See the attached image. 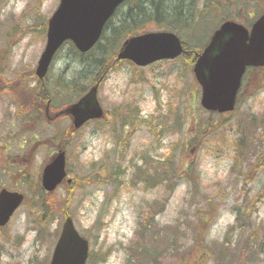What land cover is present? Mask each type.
Wrapping results in <instances>:
<instances>
[{"label": "rangeland", "instance_id": "obj_1", "mask_svg": "<svg viewBox=\"0 0 264 264\" xmlns=\"http://www.w3.org/2000/svg\"><path fill=\"white\" fill-rule=\"evenodd\" d=\"M59 2L0 0V190L14 188L27 197L8 225L0 227V264H49L64 211L90 239L98 255L95 264H143L135 241L153 251L152 264H181V256L185 264H264V82L248 91L250 73L238 110L223 115L203 111L201 89L182 58L136 72L130 64L119 68L108 58L106 76L111 73L98 97L114 116L76 133L68 116L45 123L36 98L24 103L17 91L8 94L7 86L37 85L29 73L45 48L44 26ZM218 4L213 11L198 10L206 17L189 30L196 42H204L226 16L241 14L247 22L264 10V0ZM82 60L87 58L80 59L70 44L55 57L46 81L55 87L73 80L74 85L70 90L52 88L53 104L66 107L75 101L74 89L87 71ZM258 75L264 76V69ZM7 79L14 81L8 84ZM65 134L67 168L75 183L64 182L50 194L56 216L38 237L41 173L66 141ZM141 162L144 171L135 176ZM201 215L213 219L207 229L198 230ZM145 222L151 223L148 236L139 228ZM171 233L178 241L177 256L169 254ZM223 243L229 248L221 253Z\"/></svg>", "mask_w": 264, "mask_h": 264}, {"label": "water", "instance_id": "obj_2", "mask_svg": "<svg viewBox=\"0 0 264 264\" xmlns=\"http://www.w3.org/2000/svg\"><path fill=\"white\" fill-rule=\"evenodd\" d=\"M125 0H61L49 20L48 41L39 61L37 74L44 79L61 45L71 40L87 52L100 39L108 20ZM184 52L180 38L173 32L155 31L134 36L125 42L120 59L146 66L160 59L175 58ZM264 65V15L252 32L233 21L218 29L194 66L203 88L202 105L207 110L227 112L235 107L236 97L247 66ZM67 112L80 127L91 118L103 116L97 86ZM66 155L61 151L44 170L43 185L53 191L66 176ZM71 180H69L70 182ZM24 199L23 194L6 189L0 193V225H6ZM89 243L76 230L72 218L64 223L51 264H86Z\"/></svg>", "mask_w": 264, "mask_h": 264}, {"label": "trees", "instance_id": "obj_3", "mask_svg": "<svg viewBox=\"0 0 264 264\" xmlns=\"http://www.w3.org/2000/svg\"><path fill=\"white\" fill-rule=\"evenodd\" d=\"M202 3V4H201ZM219 0H127L126 4H129L127 10L124 12H120L121 8L116 12L115 16L117 17L116 24H113V18L107 23L106 28L103 32V35L100 41L96 44L93 50H99L97 55H88V53H81L72 42L70 44L75 51L76 55L82 60L87 71L83 72V75L80 77V85L77 86L74 90L77 92L76 96H81L85 94L89 88L94 86L101 78L104 77L106 73V62L109 58L111 61L117 62L116 56L118 51L121 49L124 41L130 37V35L143 33L148 30H172L175 31L184 41V46L186 50V54L182 56L185 60L186 65L189 64V67L192 69L195 61L197 60L196 54L201 52V48L204 47L205 43L196 42L194 39L192 32H189L190 29L196 28L201 22H204L205 19L199 17L198 19V10L201 12L213 11L219 6ZM114 16V17H115ZM206 17V16H205ZM198 19V20H197ZM200 44V45H198ZM90 57V58H89ZM94 73V74H93ZM82 74V73H81ZM48 78V77H47ZM90 81L81 85L82 81ZM20 81V80H19ZM73 80L66 84L63 81H59L56 83L59 91L62 90H70V86L74 85ZM21 83L11 85V89L13 91H17L19 94L23 96L21 99L24 103H27L32 96V98H36L37 104L43 105L46 107L47 101L51 97L52 88L55 89L54 86L49 85V81H46L45 84L39 79L36 86L22 87ZM49 89V90H48ZM134 124V123H133ZM155 132V130H154ZM222 140L227 143L228 139L225 136H221ZM254 141L251 139L250 145L253 144ZM233 144L236 145L234 148L238 149L239 141L234 139ZM243 157V156H242ZM158 163H163L158 161ZM165 164V162H164ZM137 171L135 176L144 171L143 166H137ZM242 173V170L240 171ZM175 174V172H174ZM180 175H182L180 173ZM115 182L119 183L117 178L115 177ZM39 211H42L40 216L35 220L37 223V227L35 228L39 236L47 230V226L56 216V212L53 211V205L51 202V195L46 192H41L40 198H38L37 203ZM215 208L214 205L211 207ZM210 209V210H211ZM68 215V211H64V216ZM213 219L206 218L204 215H201L197 223V228L199 229H207L209 227L210 221ZM40 220V221H39ZM151 227L150 222L140 223L139 228L144 232V236H148L149 229ZM45 237L43 236V240ZM168 250L169 254H175L176 256L179 254L177 252L179 250L178 241L174 239L172 233L168 235ZM229 243V241H226ZM135 245L140 248V253L138 260L142 261L143 264H152L155 263L153 251L149 250L148 252L143 249V245L140 241H135ZM222 249H219L220 252L226 251L227 246L224 243L221 245ZM175 253H173V251ZM203 252H206L203 250ZM186 253V252H185ZM181 255V254H180ZM97 253L92 252L91 254V263L95 264L98 260ZM184 259L181 256V264H185ZM105 261V257L101 259ZM132 263L133 260H130ZM201 264H209L207 261H203ZM219 264V262L217 263Z\"/></svg>", "mask_w": 264, "mask_h": 264}, {"label": "flooded vegetation", "instance_id": "obj_4", "mask_svg": "<svg viewBox=\"0 0 264 264\" xmlns=\"http://www.w3.org/2000/svg\"><path fill=\"white\" fill-rule=\"evenodd\" d=\"M131 64V63H130ZM122 65V64H121ZM120 65V66H121ZM120 68V67H119ZM263 68L264 67H251V68H249L248 69V71L247 72H249V73H251L250 75H251V77H253V79H251L250 81V83L248 84V88H247V90L248 91H250V90H256L258 87H259V85H261L263 82H264V76L262 75H258L259 73H260V71H262L263 70ZM250 75H249V77H250ZM245 86H246V83H244V88H245ZM240 95L241 94H239V99H240ZM53 104H52V99H49L48 100V102H47V105H46V107H45V109H46V117H47V120L49 121V122H51V123H53L54 121H57V118L60 116V115H64L65 113H62V111H60V112H58V113H54V115L52 116L51 114H50V106H52ZM103 106V105H102ZM53 107H55V106H53ZM104 108V107H103ZM104 110H105V108H104ZM107 113V111L105 110V114ZM68 117H71V116H69L68 115ZM93 122H95V120H90V121H88V122H86L81 128H83V127H88L90 124H92ZM80 128V129H81ZM69 145V144H68ZM68 145H66V146H64V148H68ZM61 146H58V147H56L55 148V151L54 152H56V151H59L61 148H63V146L60 148ZM68 170V169H67ZM68 172V171H67ZM69 177H70V174H69ZM41 180H42V174H41ZM3 189V188H2ZM9 189H10V187H9ZM11 191H21V190H15L14 188H11ZM22 192V191H21Z\"/></svg>", "mask_w": 264, "mask_h": 264}]
</instances>
